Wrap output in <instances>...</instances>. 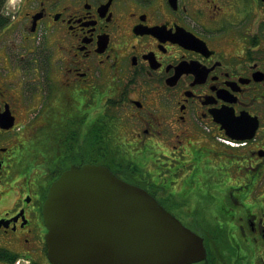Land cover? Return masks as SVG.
<instances>
[{"label": "flooded vegetation", "instance_id": "obj_1", "mask_svg": "<svg viewBox=\"0 0 264 264\" xmlns=\"http://www.w3.org/2000/svg\"><path fill=\"white\" fill-rule=\"evenodd\" d=\"M85 163L169 199L192 264H264V0H0V264H53Z\"/></svg>", "mask_w": 264, "mask_h": 264}, {"label": "water", "instance_id": "obj_2", "mask_svg": "<svg viewBox=\"0 0 264 264\" xmlns=\"http://www.w3.org/2000/svg\"><path fill=\"white\" fill-rule=\"evenodd\" d=\"M53 264H190L203 239L145 189L97 164L73 165L43 205Z\"/></svg>", "mask_w": 264, "mask_h": 264}, {"label": "trees", "instance_id": "obj_3", "mask_svg": "<svg viewBox=\"0 0 264 264\" xmlns=\"http://www.w3.org/2000/svg\"><path fill=\"white\" fill-rule=\"evenodd\" d=\"M160 201H161L163 204H166V205H167V202H166V199H165V198H161Z\"/></svg>", "mask_w": 264, "mask_h": 264}]
</instances>
